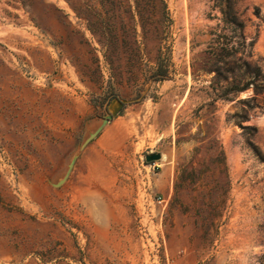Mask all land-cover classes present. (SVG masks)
<instances>
[{
  "label": "rangeland",
  "instance_id": "rangeland-1",
  "mask_svg": "<svg viewBox=\"0 0 264 264\" xmlns=\"http://www.w3.org/2000/svg\"><path fill=\"white\" fill-rule=\"evenodd\" d=\"M232 11L224 61L211 0H0V264H264V91L217 98L264 0Z\"/></svg>",
  "mask_w": 264,
  "mask_h": 264
},
{
  "label": "trees",
  "instance_id": "trees-1",
  "mask_svg": "<svg viewBox=\"0 0 264 264\" xmlns=\"http://www.w3.org/2000/svg\"><path fill=\"white\" fill-rule=\"evenodd\" d=\"M214 3L215 7H218L220 14L222 16V22L225 25V29H228L231 36L225 39V43H223V47L221 49L220 56L222 60L227 61L229 59H233L237 54L247 53L250 55L251 47L253 45V41H251L248 45H246L245 40L242 36V30L244 29V23L239 21L237 17L234 15L232 11V0H211ZM256 16L259 17V14L256 13ZM233 43L229 45L231 42ZM160 59V58H159ZM159 65L157 70L161 72V76L166 73V70L162 69V63ZM245 71L242 76L248 74L250 72L251 75H248L247 81H242L241 78L231 77L230 82L222 87L218 94V99L230 100V95H236L249 87H252L257 93H261L264 91V84H257V80H264V76L261 74V71L258 67H254L250 69L246 64ZM235 68L237 72H239L240 66L235 63ZM238 76V75H237ZM246 107L242 110L241 114H234L232 117L236 116L242 120L246 118V113L254 109L255 105L250 104L249 102H245ZM249 131H254L253 127L248 128ZM254 155L257 157L259 162L264 163V157L259 153V151H253Z\"/></svg>",
  "mask_w": 264,
  "mask_h": 264
},
{
  "label": "water",
  "instance_id": "water-1",
  "mask_svg": "<svg viewBox=\"0 0 264 264\" xmlns=\"http://www.w3.org/2000/svg\"><path fill=\"white\" fill-rule=\"evenodd\" d=\"M123 105H124L123 102H117V101L113 102V104L109 108L110 111H111V115L107 116L106 119H104L102 121V124L100 125V127H98L96 131H94L93 133H91L88 136V138L83 142L81 148H84L90 141H92V139H94L96 137V135L99 133V131L102 129V127H104L107 124L108 119H110L111 117L116 116L119 113V111L122 109ZM160 159H161V155L158 154V153L146 156V161L147 162L158 161ZM69 168H71V165H70Z\"/></svg>",
  "mask_w": 264,
  "mask_h": 264
},
{
  "label": "built area",
  "instance_id": "built-area-1",
  "mask_svg": "<svg viewBox=\"0 0 264 264\" xmlns=\"http://www.w3.org/2000/svg\"><path fill=\"white\" fill-rule=\"evenodd\" d=\"M153 203H154V207H159L161 209H164L166 207L165 200L162 197H157L155 199V202Z\"/></svg>",
  "mask_w": 264,
  "mask_h": 264
}]
</instances>
